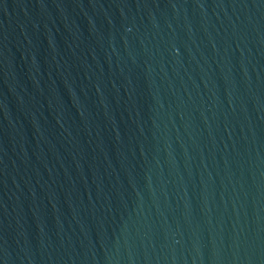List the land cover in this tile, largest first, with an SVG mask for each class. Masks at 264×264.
<instances>
[{
  "label": "water",
  "instance_id": "95a60500",
  "mask_svg": "<svg viewBox=\"0 0 264 264\" xmlns=\"http://www.w3.org/2000/svg\"><path fill=\"white\" fill-rule=\"evenodd\" d=\"M0 264H264V0H0Z\"/></svg>",
  "mask_w": 264,
  "mask_h": 264
}]
</instances>
